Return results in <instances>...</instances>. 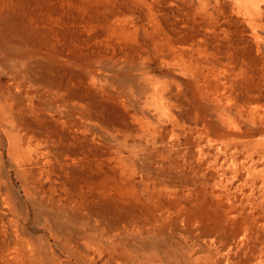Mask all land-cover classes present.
Here are the masks:
<instances>
[{
  "label": "rangeland",
  "instance_id": "1",
  "mask_svg": "<svg viewBox=\"0 0 264 264\" xmlns=\"http://www.w3.org/2000/svg\"><path fill=\"white\" fill-rule=\"evenodd\" d=\"M3 108L0 264H264V0H0Z\"/></svg>",
  "mask_w": 264,
  "mask_h": 264
},
{
  "label": "bare ground",
  "instance_id": "2",
  "mask_svg": "<svg viewBox=\"0 0 264 264\" xmlns=\"http://www.w3.org/2000/svg\"><path fill=\"white\" fill-rule=\"evenodd\" d=\"M0 117L2 120V126L4 131L7 134V149L8 151L13 152L18 157L25 156L27 154H30L31 151H36V147L32 146L31 139L30 138H24L21 136V134L18 132L17 129L13 127L9 123L8 119V112H6L5 108L1 109ZM208 144L211 146L210 142L208 141ZM213 146V145H212ZM200 153L202 152V148H199ZM223 150L220 148L219 145H216L214 147V153L216 156H218L220 153H222ZM248 166L247 168H249ZM259 252H262L264 247L263 245L258 246ZM130 253V254H129ZM128 253L127 261L132 264H143L146 262L147 259H144L143 255L141 253L134 252L133 250H130ZM123 263H126L125 261ZM107 264V263H103Z\"/></svg>",
  "mask_w": 264,
  "mask_h": 264
}]
</instances>
